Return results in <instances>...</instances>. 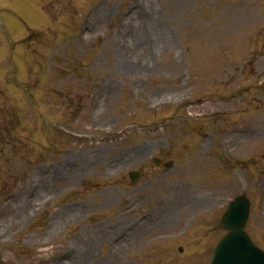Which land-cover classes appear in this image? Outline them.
<instances>
[{
	"label": "rangeland",
	"instance_id": "374dc122",
	"mask_svg": "<svg viewBox=\"0 0 264 264\" xmlns=\"http://www.w3.org/2000/svg\"><path fill=\"white\" fill-rule=\"evenodd\" d=\"M263 82L264 0H0V264H207L243 191L264 249Z\"/></svg>",
	"mask_w": 264,
	"mask_h": 264
},
{
	"label": "water",
	"instance_id": "95a60500",
	"mask_svg": "<svg viewBox=\"0 0 264 264\" xmlns=\"http://www.w3.org/2000/svg\"><path fill=\"white\" fill-rule=\"evenodd\" d=\"M246 216L244 198L231 203L221 222L230 233L217 246L211 264H264V254L256 250L242 233Z\"/></svg>",
	"mask_w": 264,
	"mask_h": 264
}]
</instances>
